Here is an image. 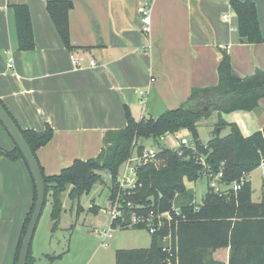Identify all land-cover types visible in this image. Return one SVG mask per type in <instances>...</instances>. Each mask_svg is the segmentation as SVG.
Instances as JSON below:
<instances>
[{"label": "crops", "instance_id": "0c3cea01", "mask_svg": "<svg viewBox=\"0 0 264 264\" xmlns=\"http://www.w3.org/2000/svg\"><path fill=\"white\" fill-rule=\"evenodd\" d=\"M143 1L72 0L71 43L82 59L76 65L43 16L47 0H0V99L22 129L53 128L54 139L37 152L47 176L60 174L62 165L68 168L79 158H96L105 133L120 130L114 123L124 118L125 105L137 121L148 118L146 114L158 118L186 102L193 89L218 82L222 50L233 54L231 45L238 38V25L228 26L231 16L220 17L223 9H231V0H152L150 34L143 32ZM10 3L29 6L35 50L19 49ZM257 110L238 115L242 130V118L253 121ZM251 127L256 132L259 126ZM263 127L264 122L260 130ZM6 142L13 151L12 139ZM51 149L56 150L54 160L45 153ZM0 192V264H15L35 194L23 160L10 161L0 154ZM223 250L229 254L230 249ZM39 252L32 251L36 264L42 259L39 255L50 256Z\"/></svg>", "mask_w": 264, "mask_h": 264}, {"label": "trees", "instance_id": "16d2710c", "mask_svg": "<svg viewBox=\"0 0 264 264\" xmlns=\"http://www.w3.org/2000/svg\"><path fill=\"white\" fill-rule=\"evenodd\" d=\"M230 6L238 17V32L242 41L263 43L254 0H231ZM9 7L14 12L19 49L24 52L35 50L29 6L26 3H10ZM72 9V0H47V11L59 36L66 48L74 52L76 49L71 43L70 33ZM218 73V86L193 89L191 96L180 108L167 111L158 118L137 121L125 105L127 126L105 133L102 150L96 158L75 160L70 167L55 176H47L40 164L46 185L45 204L49 197L53 203L52 232L59 229L63 210L61 195L64 192L70 188L69 196L76 201L81 195L103 183L102 173L105 172L113 176L110 195V201L113 202L119 194L120 189L114 184L122 166L134 149L142 154L147 148L146 143L152 141L159 152L157 159L163 163L157 166L156 161L151 160L138 168L137 187L132 194L120 197L122 202H133L134 206L129 208L122 204L123 217L114 219L111 225L113 228L129 229L134 214L148 216L152 211L156 214L168 212L172 220L170 222L164 219L163 226L151 233L150 248L118 250L116 263L201 264L204 252L230 249L231 264H264V197L261 202L253 201L251 181H246L237 193L229 191L222 197L208 188L201 205L196 204L195 195L186 185V182L196 183L202 179L206 167L201 159L211 166L215 174L223 170L224 181L228 183L240 180L244 174L250 175L264 159V127L246 136L236 123L220 121L216 124L213 138L206 144L202 142L199 123L210 118L213 111L250 113L257 110L260 100L264 99V71L241 78L233 70L230 57L224 55L218 66ZM0 101L3 103L1 99ZM3 105L5 106L4 103ZM5 108L7 109L6 106ZM10 115L12 116L11 113ZM15 122L18 124L16 120ZM225 129L230 131L222 136ZM182 130L192 134L195 151L187 148L172 150L160 144V139L168 133H179ZM21 131L36 157V152L54 136L50 126L43 132L22 128ZM0 152L10 161L23 160L27 166L18 147L13 151L0 149ZM34 190L33 207L24 223L15 264H18L23 238L36 205L35 184ZM189 191L190 202H183L180 208H176L175 200ZM157 222L155 220L156 225ZM135 228L146 230L143 226ZM173 235L179 237V243L168 244V238ZM164 244L168 245L165 247ZM36 263L31 247L27 264Z\"/></svg>", "mask_w": 264, "mask_h": 264}, {"label": "rangeland", "instance_id": "374dc122", "mask_svg": "<svg viewBox=\"0 0 264 264\" xmlns=\"http://www.w3.org/2000/svg\"><path fill=\"white\" fill-rule=\"evenodd\" d=\"M257 10L261 34L264 39V0H258ZM224 14H229L232 18V21L228 24V26L237 29L238 17L232 11V9H223V11L220 13V17ZM43 16L50 20L52 28L54 29V33L59 35L47 10H45ZM231 46H234V56L231 51L227 52L226 50H222V54L223 56L228 55L230 57L233 70H240L244 77H250L257 71H264V42L256 44L242 41L238 32V38H235V42ZM72 54L75 58L79 59L78 56L75 55V52H72ZM219 82L220 79L216 85L211 87L218 86ZM260 101H262L263 104L261 105V102H259V109L253 114V121L248 120L247 118H242V123L245 130H242V126H239L241 122L238 120V118H240L238 115H240L241 112L227 113L213 111L212 115H210V118L203 119L199 123V133L202 142L206 144L211 140V138H213V132L215 130L216 124L220 121L226 123H239V125H237L240 127L243 133L244 131L249 132L247 133V136L255 132L249 130L252 128V123H255L256 126L260 127V125L264 122V99H261ZM182 104L183 103L179 102L178 105L172 108H180ZM146 116H148V118L152 117H150L149 114H146ZM260 122L262 123L260 124ZM125 125V116L121 121L114 123V126H117L119 129L124 128ZM259 127H257L258 129L255 130H260ZM4 131L0 130V149L2 150L7 149L6 146L8 143L6 142V138L10 139L6 136L8 134L6 133L5 129ZM229 131V129L223 130L222 136H226ZM181 137H185L188 140L193 138L190 131L182 130L179 133H168L165 137L160 139V144L162 143L169 148L177 149L181 143ZM155 146L156 145L152 141L146 143V147L148 149L151 147L156 148ZM7 150L9 151V149ZM37 152L36 154L39 160V155ZM55 152V149H51L47 150L45 153L47 156L51 157V160H54L57 157ZM139 154L141 153L139 152ZM62 166L63 168H67V165ZM61 170L62 169H60L58 172H61ZM102 177L103 183L96 185L91 192L81 195L76 201L71 200L69 196L70 188L61 195L63 210L59 219V229L55 233L52 232L53 203L52 199L49 197L38 222L32 243V251L34 253L43 250L40 251L39 254L41 252H45L50 255L47 258L39 255V257L42 258L39 264H117L115 255L118 250L123 248H147L151 245L152 235L148 230H139L137 228L121 229L120 227L113 228L111 226L112 216L110 213L112 211L113 203L110 201V195L113 184L108 173L103 172ZM249 180L251 181L253 189V201L256 203L261 202L264 197V178L262 176L261 169L257 168L255 171H253L249 175ZM114 185L115 187L119 188V186L116 184ZM186 185L187 188L192 191V194L195 195L196 204L201 205L205 199V194L207 191V180L202 178L196 183L186 182ZM190 191L188 194L180 196L175 200L174 206L176 208H180L181 203L183 202H190ZM1 194L2 192H0V196ZM121 194L123 196L130 195L132 194V191L129 192L128 190H125L122 191ZM121 203L129 208H131L129 204H133V202L125 203L122 201ZM110 230L113 238L106 241L108 247L105 248L103 246L104 238L102 235L108 233ZM173 236L172 238H168V244H171V242L179 243V237L176 235ZM168 244H164V246L166 247ZM228 251L229 254L223 249L217 251H206L202 255L201 264H231V250Z\"/></svg>", "mask_w": 264, "mask_h": 264}, {"label": "built area", "instance_id": "2783aa9c", "mask_svg": "<svg viewBox=\"0 0 264 264\" xmlns=\"http://www.w3.org/2000/svg\"><path fill=\"white\" fill-rule=\"evenodd\" d=\"M152 9H153V1L152 0H144L141 8V15H142V22H143V32L146 34L151 33V24H152ZM224 21L229 22L230 16L225 15ZM73 61L76 63V65H79L82 59H77L74 56H72ZM93 66L96 65L95 62L92 63ZM10 68L12 65H9ZM145 104V102H143ZM180 145L177 149L172 150H180L182 148L187 149H193L195 151L194 144L192 143V140H188L185 137H181L180 139ZM135 145V144H134ZM169 148V147H168ZM158 149L151 147L150 149L146 148L142 154H139L137 149H134L131 157L128 159V161L122 166L119 174L116 177L115 184L119 186V194H117V198L112 202L113 207L111 211L112 221L114 219H118L123 217V205L121 203L120 197H122L121 193L122 191L128 190L129 192H133V190L137 187L138 184V174L137 170L139 167H141L143 164L153 160L156 161V165L160 166L161 163H163L161 160L157 159L158 155ZM201 162L206 167L202 178H205L207 180V189L210 188L215 194L219 195L220 197L227 194L229 191H233L237 193L242 189L243 184L249 180V175L244 174L240 180L235 181L233 183H228L224 181V171L221 170L219 173L215 174L213 170L211 169V166L207 165L204 161V159H201ZM225 165V163H223ZM259 169H261L262 176L264 178V159L262 160ZM109 178L112 181L113 176L109 174ZM130 207H133V204H129ZM164 219H167L171 222L172 218L170 214L167 213H154L153 211L149 213L148 216L145 215H137L134 214L132 217V222L129 224V228H135L137 226H143L146 230H148L150 233H155L157 228L162 227L164 223ZM155 220L158 221L157 225L155 224ZM111 221V222H112ZM112 226V225H111ZM104 238L103 246L106 248L108 247L107 240H111L113 238V235L111 233V230L108 233H105L102 235Z\"/></svg>", "mask_w": 264, "mask_h": 264}, {"label": "water", "instance_id": "95a60500", "mask_svg": "<svg viewBox=\"0 0 264 264\" xmlns=\"http://www.w3.org/2000/svg\"><path fill=\"white\" fill-rule=\"evenodd\" d=\"M208 111V108L206 109ZM0 123L6 130L9 137L15 144V147H18L23 158L27 163V168L32 176V179L35 184L37 198L36 205L31 216L28 228L26 230L25 236L23 238V243L19 255L18 264H27L30 249L32 247L34 235L38 226V222L42 215L45 202H46V185L44 175L40 166V163L28 145L21 128L15 122L13 117L7 111L3 103L0 101Z\"/></svg>", "mask_w": 264, "mask_h": 264}]
</instances>
